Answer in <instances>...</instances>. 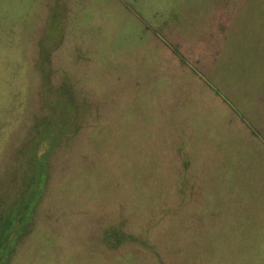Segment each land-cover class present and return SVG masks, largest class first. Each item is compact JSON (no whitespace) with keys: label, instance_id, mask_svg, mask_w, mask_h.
<instances>
[{"label":"rangeland","instance_id":"obj_1","mask_svg":"<svg viewBox=\"0 0 264 264\" xmlns=\"http://www.w3.org/2000/svg\"><path fill=\"white\" fill-rule=\"evenodd\" d=\"M0 264H264V0H0Z\"/></svg>","mask_w":264,"mask_h":264}]
</instances>
